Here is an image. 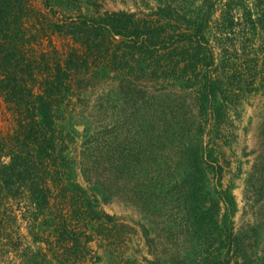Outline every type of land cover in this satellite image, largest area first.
<instances>
[{
	"label": "trees",
	"instance_id": "16d2710c",
	"mask_svg": "<svg viewBox=\"0 0 264 264\" xmlns=\"http://www.w3.org/2000/svg\"><path fill=\"white\" fill-rule=\"evenodd\" d=\"M104 1L0 0V264L100 261L95 238L122 244L130 225L99 196L129 191L147 245L173 251L153 264H264L205 139L230 142L231 111L257 90L264 0Z\"/></svg>",
	"mask_w": 264,
	"mask_h": 264
},
{
	"label": "rangeland",
	"instance_id": "374dc122",
	"mask_svg": "<svg viewBox=\"0 0 264 264\" xmlns=\"http://www.w3.org/2000/svg\"><path fill=\"white\" fill-rule=\"evenodd\" d=\"M246 1L251 6L253 5L254 0ZM157 4L158 0L104 1V7L107 9H126L134 12L150 11ZM255 39L254 47L260 50L261 44L264 43V31L258 32ZM258 56L260 57V64L255 84L257 90L246 95L242 103L231 111V122L225 123L227 134H230L228 139L230 142L217 138L216 135H206L205 139L209 142L211 138L209 143L213 148L212 155L224 165L222 185L223 188H230L234 195L236 212L233 221L236 229L249 224L258 225L256 235L258 242L255 246V253L258 251V254H261L264 251V54L259 52ZM63 124L67 131L75 129L80 137L83 136L86 123L80 118L67 117ZM8 125L9 121H6L0 112V126L7 127ZM80 140L79 144L81 143ZM82 150L80 147L79 153ZM150 157L152 159L153 155L151 154ZM164 157L172 159L173 155L165 152ZM255 169L259 172L260 178L258 176L252 180L251 176ZM209 176L212 177L213 175L209 174ZM150 178L148 177V179ZM77 180L84 185L86 183L81 172H79ZM128 185L130 188L133 187L131 183ZM210 187L213 190L215 188L213 179H210ZM250 190H252L251 194L248 192ZM99 199L103 209L117 216L118 220L127 223L130 227L124 231L126 239L122 244L113 238L111 242L103 236L95 238L92 246L94 252L102 259L94 262V264H117L121 260H131L127 264H153L158 257L162 260L173 258L172 250L168 251V255L161 252L156 254L155 249L147 245L142 227L143 225L151 227L148 214L141 209L137 199L132 197L130 191L126 195L116 192L113 196L108 197L106 203H104L103 196H99ZM175 223L176 219L172 217L168 225Z\"/></svg>",
	"mask_w": 264,
	"mask_h": 264
}]
</instances>
